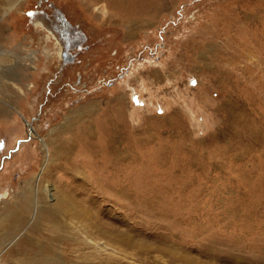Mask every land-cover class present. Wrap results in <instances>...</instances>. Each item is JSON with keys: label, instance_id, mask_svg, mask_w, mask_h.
Masks as SVG:
<instances>
[{"label": "rangeland", "instance_id": "1", "mask_svg": "<svg viewBox=\"0 0 264 264\" xmlns=\"http://www.w3.org/2000/svg\"><path fill=\"white\" fill-rule=\"evenodd\" d=\"M133 2L0 0V264L30 191L89 207L79 262L264 264V0ZM55 8L85 34L67 61Z\"/></svg>", "mask_w": 264, "mask_h": 264}, {"label": "bare ground", "instance_id": "2", "mask_svg": "<svg viewBox=\"0 0 264 264\" xmlns=\"http://www.w3.org/2000/svg\"><path fill=\"white\" fill-rule=\"evenodd\" d=\"M75 35L77 36L76 39H82L80 35L74 34V36ZM30 193L26 196H21L20 199H17L14 203H9V205L5 209L12 214L14 224L12 223L13 225L9 228L10 231L5 236H3V239L14 236L21 230L20 234H23V237L18 246L16 245L17 248L15 252L18 251L21 254V256L23 257V263L92 264L90 262L89 256L85 257L84 260L81 261V263L76 259V256L72 253V250L63 251L64 249H60L62 243H75L78 240L75 234L74 236L68 234V226L66 225L65 221L69 219L72 220V222H75L76 219L80 217H82L84 220H91V217L89 216V212L87 210V208L89 207L86 208L83 205L81 206L80 204H78V202H76L77 200H70L69 196L67 195L60 197L56 202L53 203L44 202L42 199L34 201L31 198L32 195ZM33 207L34 209H37V212L39 211L40 219L45 220L47 224H43V222L39 221L31 223L28 220L29 215L31 218L35 217L34 214H31ZM87 239L89 242H91L90 238L87 237Z\"/></svg>", "mask_w": 264, "mask_h": 264}, {"label": "water", "instance_id": "3", "mask_svg": "<svg viewBox=\"0 0 264 264\" xmlns=\"http://www.w3.org/2000/svg\"><path fill=\"white\" fill-rule=\"evenodd\" d=\"M45 17L48 20L46 23L49 29L60 37L62 57L66 58L70 54V48L80 42V40L76 39L77 36H73L72 33L80 35L82 39L85 37V34L79 28L72 26L58 8L54 9L52 16L45 15Z\"/></svg>", "mask_w": 264, "mask_h": 264}, {"label": "crops", "instance_id": "4", "mask_svg": "<svg viewBox=\"0 0 264 264\" xmlns=\"http://www.w3.org/2000/svg\"><path fill=\"white\" fill-rule=\"evenodd\" d=\"M154 1V0H153ZM156 2H155V4H154V6L156 5V4H160V0H155ZM133 3H136L135 2V0H134V2ZM130 4V5H128L127 7H126V9L127 10H134L135 9V5L136 4ZM152 3H154V2H152ZM154 7L152 6V12L154 11V9H153ZM123 20V19H122ZM122 20H121V22H122ZM147 20V18H141L140 19V21L142 22V24H144L143 22H145ZM135 21H137V18H126L125 20H123V22H125L124 24H126V25H128L129 24V26H126V27H128L127 28V30H126V32H125V34H126V36H128L129 34H131L133 31H134V28L135 27H137V25H136V22Z\"/></svg>", "mask_w": 264, "mask_h": 264}, {"label": "flooded vegetation", "instance_id": "5", "mask_svg": "<svg viewBox=\"0 0 264 264\" xmlns=\"http://www.w3.org/2000/svg\"><path fill=\"white\" fill-rule=\"evenodd\" d=\"M32 15H34V11L30 13V17H32ZM71 54H68L66 58H63V61H67L68 59L71 58Z\"/></svg>", "mask_w": 264, "mask_h": 264}, {"label": "built area", "instance_id": "6", "mask_svg": "<svg viewBox=\"0 0 264 264\" xmlns=\"http://www.w3.org/2000/svg\"><path fill=\"white\" fill-rule=\"evenodd\" d=\"M0 85H1V80H0Z\"/></svg>", "mask_w": 264, "mask_h": 264}, {"label": "snow or ice", "instance_id": "7", "mask_svg": "<svg viewBox=\"0 0 264 264\" xmlns=\"http://www.w3.org/2000/svg\"><path fill=\"white\" fill-rule=\"evenodd\" d=\"M193 83H195V81H193Z\"/></svg>", "mask_w": 264, "mask_h": 264}]
</instances>
